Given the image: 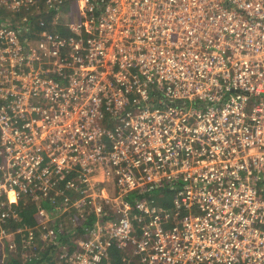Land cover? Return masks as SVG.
Segmentation results:
<instances>
[{"label":"built area","instance_id":"2783aa9c","mask_svg":"<svg viewBox=\"0 0 264 264\" xmlns=\"http://www.w3.org/2000/svg\"><path fill=\"white\" fill-rule=\"evenodd\" d=\"M68 1L78 20L60 23ZM42 3L61 34L0 26V224L48 205L2 226L3 246L36 257L70 237L66 264L111 249L130 264L129 247L140 264H264V0L0 9ZM164 181L170 209L132 201Z\"/></svg>","mask_w":264,"mask_h":264},{"label":"rangeland","instance_id":"374dc122","mask_svg":"<svg viewBox=\"0 0 264 264\" xmlns=\"http://www.w3.org/2000/svg\"><path fill=\"white\" fill-rule=\"evenodd\" d=\"M39 6H40V13L34 11L35 15L33 17L31 16L32 10L14 12L10 10L9 11L5 10L3 8L0 9V26L4 28H7V27L15 28L16 27L18 31H21V26L25 24L26 26L30 27L32 33H37L41 30L47 29L49 32H53L55 34H61L63 29L61 27H56L52 25V22H53L52 18L54 17L52 11L43 7V3L40 4ZM73 14H74L73 19L78 20L77 11H76L74 4L72 3V1H68L67 4L61 9L59 22L61 23L69 15H73ZM24 19H27V22H25ZM42 23H44V25H42ZM109 181L110 179L102 180L99 184L101 187H104L103 183H106ZM168 187H169V182L164 181L161 185L162 189H156L154 191H151L148 194H143L142 192H138L132 196V201H135V200L153 201L158 208H161V209L169 208L170 209V207L172 206V202H173V193L168 189ZM109 191H111L110 192L111 196H114V188H111ZM47 205H48L47 202H40V203H36L33 207L35 209H38L40 207H47ZM23 207H25V205H23ZM51 208H54V207H51ZM15 210H17V207L16 208L13 207V211ZM54 210H57V209H54ZM105 210L110 215L111 220H114V218H116V214L115 213L112 214V211L106 206H105ZM36 216L37 215L33 216L34 220H36ZM39 221L40 220L37 218L36 222H39ZM31 224H36V223L32 222ZM73 241H75L74 238H73ZM70 242H72V240H70ZM4 243H5L4 240L0 239V244L3 245ZM69 247H71V245H69V243H66L65 245L59 247L58 249H61L63 251V250H68ZM132 249H133L132 247L128 248L127 252L124 253L125 257L127 258L129 262L133 264H140L139 260L136 257H133ZM46 251H47V248H45V250L42 252L44 253ZM34 253L35 251L28 252V254H34ZM116 254H117V251L115 249H111L109 251L110 261H112L111 264H113V262H116V258L113 259V255H116ZM30 258L34 259L35 257H30L29 255L26 256V259L32 260ZM57 259H58V264H63V263L66 264L65 261L64 262L61 261L62 258L60 255L57 256ZM102 264H110V263L105 260ZM126 264H129V263L127 262Z\"/></svg>","mask_w":264,"mask_h":264},{"label":"trees","instance_id":"16d2710c","mask_svg":"<svg viewBox=\"0 0 264 264\" xmlns=\"http://www.w3.org/2000/svg\"><path fill=\"white\" fill-rule=\"evenodd\" d=\"M14 206L17 207V222L12 217L7 218L4 225L0 224V228L3 226L5 229H13L16 231L17 229L21 228V225L24 224H28L29 226L35 225L31 223H36V220L33 219V216L36 215L37 211L32 204L28 203L25 207H23L22 203H17ZM19 238L20 237H17V240H19ZM62 242V244L70 243V237H64ZM72 244L73 243H71V245ZM39 245H42V243H38L37 247H39ZM74 246L76 248L77 245ZM70 251L72 252L74 251V249L72 248L70 249ZM116 251L117 254L113 255V259L116 258V262H113V264H126L127 262H124L122 254L118 250ZM37 252V257L29 260L26 259L24 251H11L8 247V244H6L5 246L0 244V264H58L57 256L59 255L58 252H60V249H58V247L49 246L46 252L39 253V249H37ZM109 263L111 264L112 261H109Z\"/></svg>","mask_w":264,"mask_h":264},{"label":"bare ground","instance_id":"6f19581e","mask_svg":"<svg viewBox=\"0 0 264 264\" xmlns=\"http://www.w3.org/2000/svg\"><path fill=\"white\" fill-rule=\"evenodd\" d=\"M11 197H12V194H11Z\"/></svg>","mask_w":264,"mask_h":264}]
</instances>
